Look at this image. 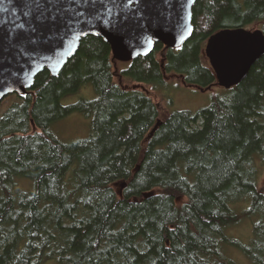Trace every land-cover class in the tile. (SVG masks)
Listing matches in <instances>:
<instances>
[{"label":"trees","instance_id":"16d2710c","mask_svg":"<svg viewBox=\"0 0 264 264\" xmlns=\"http://www.w3.org/2000/svg\"><path fill=\"white\" fill-rule=\"evenodd\" d=\"M255 23L264 34V0H197L180 47L156 43L119 69L109 45L88 35L56 76L43 70L25 95H10L16 101L0 115V264H237L231 248L264 264V191L255 183L264 161V55L196 112L161 116L134 86L155 90L176 74L211 87L203 42ZM87 84L94 99L64 105ZM73 112L90 119L89 136L54 137L52 125ZM233 204L247 207L238 215ZM241 217L253 220L246 244L228 234Z\"/></svg>","mask_w":264,"mask_h":264},{"label":"water","instance_id":"95a60500","mask_svg":"<svg viewBox=\"0 0 264 264\" xmlns=\"http://www.w3.org/2000/svg\"><path fill=\"white\" fill-rule=\"evenodd\" d=\"M196 1L0 0V99L25 95L43 70L56 76L88 35L101 38L112 60L124 63L147 55L156 43L178 48L192 33ZM81 30L86 34L73 39ZM204 53L215 85L229 89L264 55V34L222 28L207 38Z\"/></svg>","mask_w":264,"mask_h":264},{"label":"rangeland","instance_id":"374dc122","mask_svg":"<svg viewBox=\"0 0 264 264\" xmlns=\"http://www.w3.org/2000/svg\"><path fill=\"white\" fill-rule=\"evenodd\" d=\"M260 23L251 24L245 27L248 30L261 29ZM207 40V39H206ZM206 40L203 42L200 56L203 63H208V60L204 53V47ZM114 61V60H113ZM116 62L117 67L123 68L128 64V62ZM210 67V66H209ZM164 79L166 81V86L157 87L155 90L151 89L150 86H145L140 83H135L134 86L138 87L151 96L162 115L179 110H187L190 112H196L206 106H208L212 100L213 95L220 94L223 88L212 85L211 87L200 90L199 88L190 87L183 83L179 75L176 74H164ZM96 97V93L93 86L87 84L77 90L76 93L71 94L68 98L63 100L64 105L69 103H75L80 99L92 100ZM16 101L14 96H6L0 99V115L7 109V107ZM90 119L84 117L82 114L73 112L64 117L63 119L55 122L51 127V132L54 137L61 141L69 142L73 140H83L87 138L90 134ZM32 132L36 129L32 128ZM21 182V184H20ZM19 184L23 188H30V182L26 180H20ZM256 187L259 191H264V161L257 160V173L255 178ZM121 188V183H116L114 189L117 193ZM236 208L237 214H241L242 210L247 207V204H233ZM252 222L251 218H242L238 225L229 229V236L234 237L235 240L241 244H246L252 235ZM228 255L234 259L237 264H252L247 260L239 250L231 248L228 250ZM39 264H62L57 258H51L45 260Z\"/></svg>","mask_w":264,"mask_h":264},{"label":"snow or ice","instance_id":"6c2138e0","mask_svg":"<svg viewBox=\"0 0 264 264\" xmlns=\"http://www.w3.org/2000/svg\"><path fill=\"white\" fill-rule=\"evenodd\" d=\"M35 2L37 3V5L40 4V0H35ZM84 2L86 3L87 0H84ZM93 2H94V0H93ZM129 2L131 3V0H129ZM137 2H139V0H137ZM25 15L27 16V15H29V13L26 12ZM41 20H43V16L41 17ZM89 26L91 27V24H89ZM84 34H86V33H84V32L81 30V32H79V33H77V34H75V35L73 36V39H79L80 35H84ZM2 94H3V93H0V95H2Z\"/></svg>","mask_w":264,"mask_h":264}]
</instances>
